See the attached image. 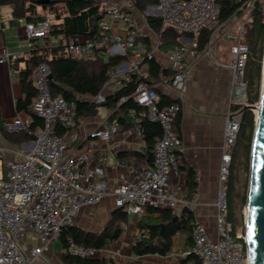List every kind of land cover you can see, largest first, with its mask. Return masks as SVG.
Masks as SVG:
<instances>
[{"label":"built area","instance_id":"1","mask_svg":"<svg viewBox=\"0 0 264 264\" xmlns=\"http://www.w3.org/2000/svg\"><path fill=\"white\" fill-rule=\"evenodd\" d=\"M237 1L235 13L222 22L218 0H155L146 7L144 14L160 17L163 26L155 41L148 43L150 34L140 27L131 12L137 0L124 3L100 0V33L90 38L70 36L64 48L65 55L84 61L122 57L124 60L110 72V78L119 89L125 86V79L130 80L131 75L136 74L138 80L133 97L141 107L140 110L131 109L136 124L128 129V133H139L144 137L142 120L158 122L161 126L162 133L156 138L153 148V165L123 178L112 192L116 208L123 209L128 215H140L148 208L168 209L178 215L183 213V207L187 205L184 197L187 188L184 183L173 186L171 179L178 174L182 161V139L175 130V123L193 74L190 57L204 52L211 62L230 69L232 98L222 145L217 236L211 237L203 223L194 221L193 246L180 255L183 258L192 253L201 264H249L245 229L234 231L233 224L227 219L226 182L232 160L231 150L236 143L241 120V113L234 111L233 106L244 98L245 69L250 56L247 39L260 4L264 18V0ZM53 21L54 15H47L27 22L26 37L30 40L49 37ZM169 28L188 34L189 42L178 38L180 44L167 50L171 74L157 82L149 79L143 65L156 57L165 44L163 32ZM204 31L211 34L205 48L200 50ZM217 32L231 43L230 61L227 63L214 53ZM11 58L12 53L4 49L0 62L9 63ZM50 73V66L43 62L36 64L31 75L36 88L32 109L43 119V125L32 128L33 117L19 114L4 123L7 132H27L31 137L26 142L30 145L24 148L0 144V158H4L0 168V264H32L60 239L64 228L75 224L82 208L99 204L109 193L104 165L99 164L95 168L88 165L89 152L95 150L96 145L88 142L86 152L75 153L69 151L68 139L58 133L59 126L67 130L74 126L78 108L75 101H69L63 95H53ZM159 83L172 90L174 102L159 105ZM128 98L121 97V102ZM105 100L102 94L96 97L97 103ZM121 130V123L115 120L111 126L93 131L91 137L99 142L115 141ZM31 234L37 242L27 246ZM148 237V230L140 231L132 246L137 240ZM106 250V246H80L68 237V245L62 248V253L93 259L103 257Z\"/></svg>","mask_w":264,"mask_h":264},{"label":"crops","instance_id":"2","mask_svg":"<svg viewBox=\"0 0 264 264\" xmlns=\"http://www.w3.org/2000/svg\"><path fill=\"white\" fill-rule=\"evenodd\" d=\"M112 2H127V0H111ZM146 2L141 0L134 4L131 12L137 20L140 27L150 34L148 43L155 41L157 31L144 14L146 7L154 2ZM145 4V5H144ZM1 32H0V55L4 49L12 53L9 63L0 62V111L3 121H7L20 114L25 116L24 112L18 113L16 110L17 99L25 96L23 83L21 81L20 72L30 68L31 72L35 67L33 62L27 60L32 56L33 51L37 48H58L59 53H64L65 43L68 39L64 34L52 33L43 40H30L25 35V25L27 20L15 19L13 7L10 5L0 8ZM51 15L48 9L40 7L37 9L35 20ZM61 19H54L53 24H59ZM177 34L176 40L180 44L189 42L188 34H180L174 29L169 28ZM70 37V36H69ZM81 38H84L80 35ZM214 53L222 62L230 61V42L219 33L216 38ZM174 46L165 44L156 53L154 60L159 64L160 71L156 74L153 72L150 61L143 65L145 72L149 74V79L160 82L162 77L169 76L171 70L167 60V50ZM62 51V52H61ZM65 54V53H64ZM107 60L109 57H101ZM23 59V60H21ZM193 65V74L188 82L187 94L182 103L179 113L180 119L175 123V130L182 139V161L178 174L173 175L171 184L173 186L184 183L187 188L184 194L187 205L184 210H191L194 213L195 221L203 223L211 237L217 236V201L218 191L220 187V163L222 154V144L224 141L226 116L231 106V71L226 66L211 62L201 52L197 57H190ZM32 75V73H31ZM32 80V76H30ZM127 80V79H125ZM33 83V80H32ZM126 83V82H125ZM34 85V83H33ZM120 89V88H119ZM118 90L115 82L109 77L104 84L100 94L107 98ZM159 98L164 95L173 98L172 90L162 83L157 86ZM98 96V95H97ZM89 94L79 96L81 99L95 101L96 97ZM97 103V102H96ZM121 103V102H120ZM117 109L109 105H101L95 115L81 117L74 126L64 133L69 142V151L75 153L86 152L88 142L96 145L95 150L89 152L88 165L91 168L103 164L105 167V180L108 185L109 193L105 198L96 205L86 206L82 208L75 219V224L87 231L98 232L102 226L108 222L114 211L116 210L115 198L113 190L120 180L136 173L138 169L151 167L153 161L150 160L149 148L146 136L139 133L130 135L128 129L134 126L135 119L131 110L122 109L115 114ZM111 118V116H113ZM115 120L122 125V130L115 137V141L105 142L91 137V133L101 127H109ZM0 144L10 145L18 148L28 147L30 143H26L30 139H26L19 143L9 140L1 130ZM120 144V145H119ZM193 168L197 175V186L190 194L188 189L189 174L187 169ZM159 213H152L149 209L140 215H128V220L122 222V235L106 245H115L113 252V262L116 264H180L174 258V252L180 250L187 251L189 245V235L186 232H178L173 237V248L167 255L146 254L137 256L132 251V243L140 233V223L144 218L157 220ZM127 226L126 228L124 226ZM61 241L60 239L56 242ZM37 241L34 236L29 235L27 246L35 244ZM56 254L53 247L45 252L46 257ZM105 253L104 256H106ZM114 255H117L116 258ZM119 256H121L119 258ZM179 256V255H177ZM117 259H120L119 261Z\"/></svg>","mask_w":264,"mask_h":264},{"label":"trees","instance_id":"3","mask_svg":"<svg viewBox=\"0 0 264 264\" xmlns=\"http://www.w3.org/2000/svg\"><path fill=\"white\" fill-rule=\"evenodd\" d=\"M140 1L138 0V3ZM145 1L143 3L155 2V0ZM218 3L220 5V21L222 22L235 13L239 4L237 0H218ZM6 5L13 7L15 19L35 20L34 16L37 15L38 7L48 9L56 16V19L63 17L61 23L52 24V33L54 34H64L66 37L81 35L84 38H90L100 33L98 27L99 20L96 19L99 5L96 0H50L49 3H39L38 0H0V8ZM58 5H61L62 10H59ZM262 10L263 6L260 4L255 12L254 21L247 39L250 46V56L245 69V94L247 104H255L258 102L261 94L264 57V18ZM148 19L157 31H161L163 21L160 17L149 16ZM210 34L207 31L201 34L199 43L200 50L205 48ZM162 36L167 46L176 47L179 45L176 40L177 34L173 31L167 29L163 32ZM122 60H124L122 57H113L107 60L98 58L91 61H84L65 55L64 53L60 54L58 48L50 49L43 47L34 50L32 56L27 61L33 62L35 66L43 62L50 66L51 73L53 74V78L50 79L52 93L53 95H63L67 100L76 102L78 108L77 122L81 117L97 114L98 108L101 105H109L117 109L115 114L122 109L140 110L141 107L133 97L138 80L136 74H132L130 80H125V86L116 90L113 95L107 98L104 104H98L95 101L85 100L79 97L86 94L92 96L99 95L104 84L109 80L110 72ZM150 65L154 73L160 71V66L154 59L150 61ZM31 73L30 68L20 72L25 96L17 99L16 110L18 113L24 112L25 116L23 117L32 116L34 119L32 128H35L37 125H43V119L38 117L32 109V101L36 96V88L30 79ZM123 96H129V98L125 102H121V97ZM174 101L173 98L161 95L159 105L164 106ZM243 108L244 104L233 106L234 111L241 113V120L238 137L231 151V170L226 190L227 219L233 224L235 231L242 226L243 217L237 214L238 202L234 201L232 195L233 192H236L239 199V192L237 190L239 172L241 170L250 172L251 152L255 132V113L251 109L243 111ZM113 117L114 115L111 116V118ZM178 118L180 119L179 115ZM178 118L177 120L179 122ZM4 123L5 121L2 120L0 111V128L3 134L12 142L19 143L31 137L27 132H7L4 129ZM140 124L146 136L150 160L153 161V148L156 138L162 133L161 126L158 122L149 120H142ZM66 131L67 129L58 127L59 134L64 135ZM187 171L189 174L188 189L191 194L197 186V175L196 171L191 167ZM240 200L243 203L244 201L247 202L246 196L240 197ZM148 209L152 213H159L160 217L157 220L150 218L142 219L140 223L141 230H148L149 237L137 240L136 244L133 245L132 251L135 255L142 256L155 253L167 255L173 248V237L178 232H186L189 235L187 250H191L193 246L192 223L195 221L194 213L191 210H184L181 215H178L168 209ZM127 220L128 214L123 209L116 208L112 218L100 232L87 231L76 224L70 225L64 228L60 235L62 248L68 245V237H71L80 246L103 248L122 235V222H126ZM161 223H164L163 228ZM62 255L63 260L67 264H111L113 261L105 257L90 259L64 253ZM181 262L182 264H201V261L192 253L183 257Z\"/></svg>","mask_w":264,"mask_h":264},{"label":"water","instance_id":"4","mask_svg":"<svg viewBox=\"0 0 264 264\" xmlns=\"http://www.w3.org/2000/svg\"><path fill=\"white\" fill-rule=\"evenodd\" d=\"M49 3L50 0H38ZM101 18L99 14L97 20ZM262 87L257 104H244L243 111L255 113L247 202L245 208V233L249 264H264V62ZM49 78H53L50 73ZM258 110V112L256 111ZM162 228L164 223H161Z\"/></svg>","mask_w":264,"mask_h":264},{"label":"rangeland","instance_id":"5","mask_svg":"<svg viewBox=\"0 0 264 264\" xmlns=\"http://www.w3.org/2000/svg\"><path fill=\"white\" fill-rule=\"evenodd\" d=\"M96 1H98V3L100 2V0H96ZM109 1H111V0H109ZM39 9H40V7H38ZM58 8H59V10H62V7H61V5H58ZM51 15H54L53 13H51ZM55 15H54V19H55ZM218 35H219V32H217L216 34H215V36H214V44H216V38L218 37ZM263 62H264V57H263ZM263 76V75H262ZM263 78V77H262ZM261 87H262V79H261ZM246 103V94H244V98H243V100L242 101H240V102H238L237 104H245ZM258 102H256L255 104H257ZM236 104V105H237ZM237 113H239V112H237ZM223 145V144H222ZM232 151V150H231ZM222 152V151H221ZM231 162H232V160H231ZM3 163H4V158H0V168L2 167V165H3ZM222 168H223V163H222V154H221V163H220V171L222 170ZM228 169H229V173H228V177H227V182H228V179H229V175H230V170H231V163H230V165H229V167H228ZM249 174H250V172L249 171H240L239 172V175H238V182H237V190H238V192H239V199H238V196H237V194H236V192H233V195H232V197H233V199H234V201L235 202H238V205H237V214L239 215V216H241L242 215V217H243V224H242V226H240L238 229L240 230V229H245V208H246V202L244 201V203L242 202V200H240V197H243V196H246V199H247V193H248V185H249ZM219 180H220V175H219ZM226 182V183H227ZM220 188V187H219ZM107 223V222H106ZM106 223H105V225H106ZM105 225L104 226H102V228L98 231V232H100L104 227H105ZM233 228H234V226H233ZM235 231V230H234ZM53 247V251L54 252H56V254H52V255H50V257H46V255H44V256H40V257H37V258H35L33 261H32V264H67L64 260H63V255H62V242L61 241H58V242H56L55 243V241L51 244V246H50V249ZM49 249V250H50ZM106 251L104 252V253H107V255L106 256H103V257H105V258H107V259H111V260H115V259H113V252L112 251H114L116 248H115V245H113V246H107L106 247ZM114 249V250H113ZM49 250H47V251H49ZM47 251H46V253H47ZM116 251V250H115ZM112 253V254H111ZM177 255H179V256H177ZM181 253H180V250H176L175 252H174V258H176L177 260H178V262L180 263V264H182V262H181ZM116 258L118 257L117 255H114ZM121 256H119V258H120ZM118 261L120 260V259H117ZM111 264H116L115 262H111ZM133 264H136V263H133ZM137 264H138V262H137Z\"/></svg>","mask_w":264,"mask_h":264},{"label":"bare ground","instance_id":"6","mask_svg":"<svg viewBox=\"0 0 264 264\" xmlns=\"http://www.w3.org/2000/svg\"><path fill=\"white\" fill-rule=\"evenodd\" d=\"M256 111L258 112V110L256 109Z\"/></svg>","mask_w":264,"mask_h":264}]
</instances>
